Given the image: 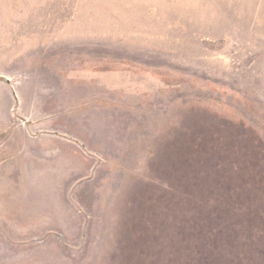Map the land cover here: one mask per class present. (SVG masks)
Returning <instances> with one entry per match:
<instances>
[{
    "label": "rangeland",
    "instance_id": "rangeland-1",
    "mask_svg": "<svg viewBox=\"0 0 264 264\" xmlns=\"http://www.w3.org/2000/svg\"><path fill=\"white\" fill-rule=\"evenodd\" d=\"M0 264H264V0H0Z\"/></svg>",
    "mask_w": 264,
    "mask_h": 264
}]
</instances>
